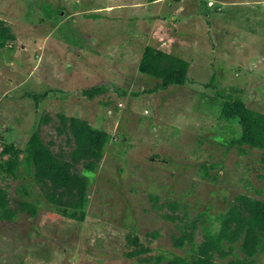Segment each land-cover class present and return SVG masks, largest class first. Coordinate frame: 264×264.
<instances>
[{
	"label": "rangeland",
	"instance_id": "rangeland-1",
	"mask_svg": "<svg viewBox=\"0 0 264 264\" xmlns=\"http://www.w3.org/2000/svg\"><path fill=\"white\" fill-rule=\"evenodd\" d=\"M0 19L14 37L0 47V148L52 141L29 174L0 173L11 207H37L0 219V264H165L188 247L163 202L197 220L198 243L235 195L264 201V149L220 115L229 97L264 114V0H0ZM147 45L188 62L182 84L137 71ZM58 113L108 133L95 171L67 158ZM235 259H249L238 244L212 257Z\"/></svg>",
	"mask_w": 264,
	"mask_h": 264
},
{
	"label": "trees",
	"instance_id": "trees-1",
	"mask_svg": "<svg viewBox=\"0 0 264 264\" xmlns=\"http://www.w3.org/2000/svg\"><path fill=\"white\" fill-rule=\"evenodd\" d=\"M13 38L10 28L0 19V47ZM187 68L186 60L149 45L144 47L137 65L139 73L163 77L165 83L176 85L185 81ZM93 92L86 91V94L90 97ZM220 115H229L237 122L241 142L264 149L263 113L249 109L241 100L229 97L223 102ZM52 120L47 115L40 117L41 122ZM53 127L58 135L66 134V140L71 143L67 158L81 164L86 171H95L103 156L108 133L91 126L84 119L60 113L56 114ZM51 144L52 141L45 143L37 131L27 138L24 149L3 144L0 148V173L14 176L21 167L29 174L32 152H48ZM82 182V178L76 180L78 184ZM163 205L168 212L162 217L175 223L178 231V235L173 238L174 245L179 248L188 247V252L183 255L173 254L165 264H213L214 255L225 258L232 253L234 244H238L239 251L249 259L228 260V264H252L253 255H264V201L242 194L235 195L227 213L221 217L217 231L204 233L198 243L194 241L197 220L190 219L175 201H165ZM36 211L34 203L23 199L16 200V206L11 207L6 189L0 186V219L12 221L17 212L33 216Z\"/></svg>",
	"mask_w": 264,
	"mask_h": 264
}]
</instances>
